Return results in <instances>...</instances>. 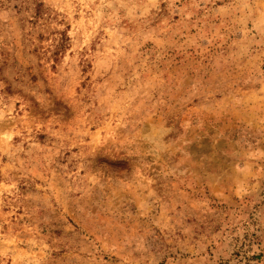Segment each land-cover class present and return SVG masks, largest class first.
Segmentation results:
<instances>
[{
    "label": "rangeland",
    "instance_id": "374dc122",
    "mask_svg": "<svg viewBox=\"0 0 264 264\" xmlns=\"http://www.w3.org/2000/svg\"><path fill=\"white\" fill-rule=\"evenodd\" d=\"M0 264H264V0H0Z\"/></svg>",
    "mask_w": 264,
    "mask_h": 264
}]
</instances>
